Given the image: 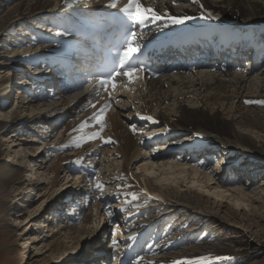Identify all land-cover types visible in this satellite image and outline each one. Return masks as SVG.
<instances>
[{"label":"bare ground","instance_id":"bare-ground-1","mask_svg":"<svg viewBox=\"0 0 264 264\" xmlns=\"http://www.w3.org/2000/svg\"><path fill=\"white\" fill-rule=\"evenodd\" d=\"M126 2L112 8L111 0H0V155L9 153L0 168L10 169L9 182L25 202L16 215H24L22 232L31 234L25 242L36 249L28 262L234 264L235 253L214 234L229 231L221 224L228 218L254 231L264 220V154L251 153L264 150V107L245 103L264 100V58L242 68L224 57L235 70L209 62L143 83L118 77L114 92L108 86L111 100L96 86L71 88L57 70L76 65L72 55L89 35L83 28ZM146 2L191 19L158 21L143 40L196 27L192 35L216 52L229 42L264 46V0ZM106 103L101 135L115 143L96 139L77 148L76 132L58 131L66 118L72 127L88 121L85 135L98 131L90 118ZM66 139L65 152L55 156ZM5 173L0 169V177ZM131 193L139 199L126 203Z\"/></svg>","mask_w":264,"mask_h":264},{"label":"rangeland","instance_id":"rangeland-1","mask_svg":"<svg viewBox=\"0 0 264 264\" xmlns=\"http://www.w3.org/2000/svg\"><path fill=\"white\" fill-rule=\"evenodd\" d=\"M74 92H68L65 94V96L72 94ZM64 98H68V97H64ZM49 100L52 101L53 99L52 100L49 99ZM261 107L264 106H260V108ZM77 111H82V110L78 109ZM72 119L75 121L77 118L72 117ZM68 120H69L68 118L64 119V122L58 128V131L64 128L66 129L67 135L70 136V134H73V129L77 127L75 126V124L73 125V127L70 126L71 124L68 122ZM80 124L81 123H79L77 126H79ZM83 133L76 132V134L73 135L72 138L75 136L76 137L84 136L85 134ZM261 135L264 136V134L262 133ZM67 142L68 139L65 140V143H62L63 145H59L55 148L56 150L54 152L55 156L62 155L65 152L64 149L67 148L66 146ZM263 152L264 150H260L256 148L251 149V153L253 154V156L260 157V155L264 154ZM180 153L182 154L181 157L184 158L185 156L184 153L182 152ZM8 155L9 153H6V151L5 153H1L0 166L6 165V163H4V160H7ZM195 162L198 163L199 161H195ZM211 162L216 163L213 159H211ZM9 166H11V164H9ZM3 168L1 167L0 169L6 171V173L4 174L3 177H0V264H29L28 262L29 256L35 253L36 249L33 248L34 247L32 246L33 243H28L29 241L25 242V240H27L28 238V235L31 234L24 235L22 232L23 228L25 227L24 224L25 222L23 220L24 215H22V217L16 215V211L18 209L26 207L18 204L25 202H22V200L19 199L22 196L19 194V191H16L15 188L11 186V183L9 182L10 181L9 178L11 177L10 169L7 167H3ZM245 168L247 171H250L248 165H246ZM246 170L244 172H246ZM245 179L246 178H244V181ZM25 192L27 193L28 190H25ZM27 196H29L28 198L31 199V197L34 196V193L30 192L27 194ZM38 202L39 201L31 203L29 205L30 207L28 208V210L25 211L26 212L25 214L28 215L30 212H32L33 211L32 209L34 208V206L38 204ZM42 215L40 216L41 219H42ZM207 215L212 216V214L209 213ZM216 216H212L211 218L218 220ZM179 219L180 218L178 217V219H176L175 221H178ZM228 219H226L228 221L227 223L226 221H222L221 224L222 225L227 224L229 231L224 230L221 233H216L214 235L216 237L219 235L218 240L227 241V244L223 245V248L227 249L231 253H235L234 256L232 257L233 259L231 258L232 260H234V264H264V220H258L259 222L257 223L259 224L258 226L259 231L258 230L254 231L255 228H251V227L247 229L238 228L236 227L237 224H235L231 218L229 220ZM114 222L115 221H113L111 225L115 226V224H113ZM40 256H41L40 254L37 255V257Z\"/></svg>","mask_w":264,"mask_h":264},{"label":"snow or ice","instance_id":"snow-or-ice-1","mask_svg":"<svg viewBox=\"0 0 264 264\" xmlns=\"http://www.w3.org/2000/svg\"><path fill=\"white\" fill-rule=\"evenodd\" d=\"M121 0H111L110 7L116 8ZM184 3L191 2L192 4H200V0H182ZM155 3V0H153ZM173 4L177 3V0H172ZM203 7V5H200ZM120 19L122 23L127 25L122 42L116 53V60L114 67L111 72H109L105 77L98 80V84L105 92H108L109 100H111L112 92L117 88V78H127L128 83H133L136 80L142 79L139 73L145 71L137 61L139 60L140 50H141V39L144 33L141 31L144 27L149 25H154L158 21L167 19L171 24L178 25L182 24L185 19H191V17H177L175 15H169L166 11L160 12L156 7L149 5L146 0H127L122 8L119 9ZM211 15V13H209ZM165 27L168 25L165 24ZM140 29V30H138ZM117 66L118 69L117 70ZM111 85L112 92H109L108 86ZM99 95V92H97ZM116 103H120L119 100ZM246 104L257 103L261 106H264V100L262 101H245ZM95 107V105H93ZM111 103L104 104L99 110L98 113L90 119L95 120V124L99 125V130L94 131L91 134L79 136L74 138L73 146L81 147L83 143H86L90 140L101 139L104 143H115L111 138L104 139L101 133L106 127L105 116L106 112L110 110ZM146 121L152 123H157L151 116L141 117ZM89 126L88 121L82 122L77 128L73 129V132L83 133L85 129ZM132 131L135 133L136 129L133 127ZM96 189L103 194L104 185L100 182H97L95 185ZM131 200H127L126 203H132L137 201L139 197L135 193L129 194Z\"/></svg>","mask_w":264,"mask_h":264}]
</instances>
